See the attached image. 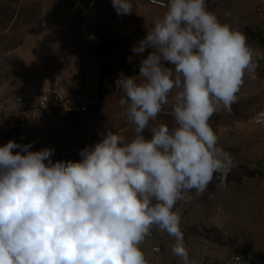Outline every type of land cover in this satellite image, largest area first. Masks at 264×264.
I'll list each match as a JSON object with an SVG mask.
<instances>
[{"label": "clouds", "instance_id": "obj_1", "mask_svg": "<svg viewBox=\"0 0 264 264\" xmlns=\"http://www.w3.org/2000/svg\"><path fill=\"white\" fill-rule=\"evenodd\" d=\"M151 3L166 12L132 48L142 58L138 75L115 81L118 116L134 126L130 140L108 129L79 161L53 162L54 149L30 151L32 144L12 140L0 146V264H151L141 245L153 229L173 238L182 264H197L174 208L231 171L209 121L232 112L264 52L206 0ZM112 4L118 15L134 9L132 0ZM165 107L177 126L149 129Z\"/></svg>", "mask_w": 264, "mask_h": 264}, {"label": "crops", "instance_id": "obj_2", "mask_svg": "<svg viewBox=\"0 0 264 264\" xmlns=\"http://www.w3.org/2000/svg\"><path fill=\"white\" fill-rule=\"evenodd\" d=\"M132 3L133 12L124 16L117 14L112 0H16L9 6L0 3V146L12 140L32 144L29 150L39 151L44 142L53 141L61 150L53 162L77 161L76 152L91 142L84 137L83 129L66 119L50 120L42 115L18 124L16 99L31 91L43 92L51 83L59 82L66 92L85 94L92 118L98 114L105 72L118 69L127 74L130 65L138 66L142 58L134 55L133 46L166 12L151 0ZM206 3L222 23L238 28L252 48L264 52L257 41L264 40V0ZM108 42H113L109 48L105 47ZM111 81L106 85L104 102ZM236 103L248 104L247 110L242 113L244 117L228 118L230 123L217 131L219 146L237 152L240 165L251 167L256 161L264 165V124L254 122L258 114L264 118V60L259 61L257 79L245 78ZM173 242L172 237L159 232L141 247L151 264H182L171 253ZM185 244L197 264H211L212 260L222 264L235 252L217 250L191 238L185 239ZM155 247L158 252L153 251Z\"/></svg>", "mask_w": 264, "mask_h": 264}, {"label": "rangeland", "instance_id": "obj_3", "mask_svg": "<svg viewBox=\"0 0 264 264\" xmlns=\"http://www.w3.org/2000/svg\"><path fill=\"white\" fill-rule=\"evenodd\" d=\"M0 3L9 6L15 4L16 0H0ZM138 66L130 65L129 69L139 68ZM119 74L118 69L105 72L106 81L103 83L100 112L94 115L89 123L83 124L78 120L66 119L75 128L83 129L84 137L90 138L91 143L99 142L101 135L108 130L105 124L104 91L107 83ZM247 105L235 103L232 105L230 114L222 109L214 114L209 122L216 134L221 127L230 123L228 118L243 116L242 113L247 110ZM169 113L170 109L165 107L164 111L158 114L156 121H150L149 129L158 123L167 125L170 130L176 127L175 120ZM114 133L123 135L129 140L135 134L134 127H124L121 131ZM145 135H150L147 129ZM16 151L18 150L14 152ZM225 151L230 153L233 159V167L226 177L230 180L226 183L218 182L219 185L217 186L214 185L215 182L213 181L203 196H197L195 190H192L185 194L187 202L179 201L174 208V211L181 217V230L184 233V239H195L226 252L244 250L264 256L263 161H256L255 166L251 167L240 165L237 152ZM251 172L255 173L253 178L248 177ZM247 179H253V181L243 182ZM188 197L191 199L188 200ZM155 233H159V231L153 229L152 234Z\"/></svg>", "mask_w": 264, "mask_h": 264}, {"label": "built area", "instance_id": "obj_4", "mask_svg": "<svg viewBox=\"0 0 264 264\" xmlns=\"http://www.w3.org/2000/svg\"><path fill=\"white\" fill-rule=\"evenodd\" d=\"M87 100L88 97L85 94L66 92L61 88L59 82H53L43 92L31 91L16 99L18 104V124L27 121L29 117L36 118L41 115L50 120L75 119L83 124L89 123L92 118V112ZM93 145L94 143L90 142L85 147ZM44 148L54 149L51 159L61 153L60 145L53 141L44 142L40 150ZM80 150L76 152L77 161L81 159ZM153 251L158 252L159 248L155 247ZM216 263L215 260L211 261V264ZM222 264H264V257L249 251L237 250Z\"/></svg>", "mask_w": 264, "mask_h": 264}, {"label": "water", "instance_id": "obj_5", "mask_svg": "<svg viewBox=\"0 0 264 264\" xmlns=\"http://www.w3.org/2000/svg\"><path fill=\"white\" fill-rule=\"evenodd\" d=\"M126 72H122L113 79L107 86L105 93V124L107 129L113 132L121 131L124 127L133 128L123 117L118 116V101L120 99V90L116 88L115 81L121 76L126 77Z\"/></svg>", "mask_w": 264, "mask_h": 264}, {"label": "trees", "instance_id": "obj_6", "mask_svg": "<svg viewBox=\"0 0 264 264\" xmlns=\"http://www.w3.org/2000/svg\"><path fill=\"white\" fill-rule=\"evenodd\" d=\"M257 41H258L259 44L264 46V40L263 39L257 38ZM112 45H113V42H108L105 47L109 48ZM105 54H106V52L103 53V55H105ZM138 72H139V68L130 69L129 72L127 73V77L138 75ZM254 176H255L254 172H251V173L248 174L249 178H253ZM213 180H215L216 182H219V183H226V182H228L230 180V178H226L223 181H221L219 176L217 175V176L214 177Z\"/></svg>", "mask_w": 264, "mask_h": 264}]
</instances>
